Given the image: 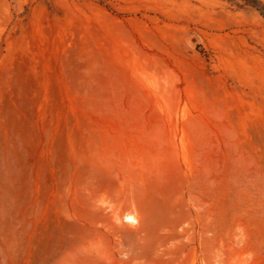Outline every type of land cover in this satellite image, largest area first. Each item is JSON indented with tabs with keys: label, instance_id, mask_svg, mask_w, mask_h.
<instances>
[{
	"label": "rangeland",
	"instance_id": "rangeland-1",
	"mask_svg": "<svg viewBox=\"0 0 264 264\" xmlns=\"http://www.w3.org/2000/svg\"><path fill=\"white\" fill-rule=\"evenodd\" d=\"M263 12L0 0V264H264Z\"/></svg>",
	"mask_w": 264,
	"mask_h": 264
},
{
	"label": "bare ground",
	"instance_id": "bare-ground-1",
	"mask_svg": "<svg viewBox=\"0 0 264 264\" xmlns=\"http://www.w3.org/2000/svg\"><path fill=\"white\" fill-rule=\"evenodd\" d=\"M124 220L130 224H135L136 221H137V218L131 214V213H128L124 216Z\"/></svg>",
	"mask_w": 264,
	"mask_h": 264
},
{
	"label": "trees",
	"instance_id": "trees-1",
	"mask_svg": "<svg viewBox=\"0 0 264 264\" xmlns=\"http://www.w3.org/2000/svg\"><path fill=\"white\" fill-rule=\"evenodd\" d=\"M249 2L255 7H257L259 10L264 11V6L261 5L257 0H249Z\"/></svg>",
	"mask_w": 264,
	"mask_h": 264
}]
</instances>
